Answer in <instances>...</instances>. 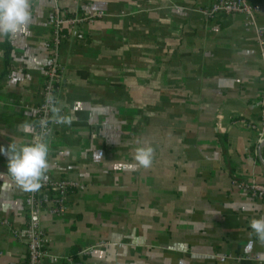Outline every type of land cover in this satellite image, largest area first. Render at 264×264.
<instances>
[{
    "label": "crops",
    "instance_id": "1",
    "mask_svg": "<svg viewBox=\"0 0 264 264\" xmlns=\"http://www.w3.org/2000/svg\"><path fill=\"white\" fill-rule=\"evenodd\" d=\"M214 0H29L23 32L0 37V146L34 143L52 23L64 66L45 181L83 187L38 223L52 256L77 264H264L250 222L264 202V0L205 19ZM30 122L33 134L20 125ZM151 146L140 166L136 149ZM7 171L0 155V173ZM26 190L0 186V264H26ZM43 264H63L45 259Z\"/></svg>",
    "mask_w": 264,
    "mask_h": 264
},
{
    "label": "built area",
    "instance_id": "2",
    "mask_svg": "<svg viewBox=\"0 0 264 264\" xmlns=\"http://www.w3.org/2000/svg\"><path fill=\"white\" fill-rule=\"evenodd\" d=\"M259 12V7L251 5L247 0H214L209 8L201 11L205 19L230 18L234 16H243L250 23ZM77 21L75 19L64 20L58 11L55 12V18L52 23V37L47 51V67L44 79L41 84L40 98L38 106L35 108V142L40 139L41 129L39 121L41 118L49 121L46 129V139L48 140L52 131L53 118L50 112L51 104L48 97L51 96L57 101V95L62 86L64 66L59 61V49L63 43L62 30L65 25L73 27ZM258 102L264 105V90L258 96ZM255 131L258 141L264 142V125L258 129L250 126ZM245 193L252 198L264 202V186L258 184H240ZM81 191L83 187L75 182L64 179L45 181L42 180L41 187L35 191H26L24 205L28 224L23 233V240L26 246V264H43L45 259L59 261L63 264H77L72 255L52 256L46 251V237L41 230L38 217L42 212H48L52 215L61 216L69 208L68 198L73 191Z\"/></svg>",
    "mask_w": 264,
    "mask_h": 264
},
{
    "label": "clouds",
    "instance_id": "3",
    "mask_svg": "<svg viewBox=\"0 0 264 264\" xmlns=\"http://www.w3.org/2000/svg\"><path fill=\"white\" fill-rule=\"evenodd\" d=\"M30 20L29 0H0V37L23 32ZM50 112L57 124H70L68 116L62 115L55 106V100L49 96ZM49 121L41 118V129L38 142L17 145L10 143L7 148L0 146V155L6 157L7 171L0 173V186H17L26 191H35L41 187L45 179V172L49 167V143L46 139V129ZM24 134H33L34 126L30 122L20 125ZM135 160L143 167L152 163L153 151L151 146L139 147L136 150ZM252 232L260 241H264V218H256L250 222Z\"/></svg>",
    "mask_w": 264,
    "mask_h": 264
},
{
    "label": "trees",
    "instance_id": "4",
    "mask_svg": "<svg viewBox=\"0 0 264 264\" xmlns=\"http://www.w3.org/2000/svg\"><path fill=\"white\" fill-rule=\"evenodd\" d=\"M72 257H73L74 261L76 262V259H75V258H76V255H73ZM76 263H77V262H76Z\"/></svg>",
    "mask_w": 264,
    "mask_h": 264
},
{
    "label": "water",
    "instance_id": "5",
    "mask_svg": "<svg viewBox=\"0 0 264 264\" xmlns=\"http://www.w3.org/2000/svg\"><path fill=\"white\" fill-rule=\"evenodd\" d=\"M262 146H264V144Z\"/></svg>",
    "mask_w": 264,
    "mask_h": 264
}]
</instances>
